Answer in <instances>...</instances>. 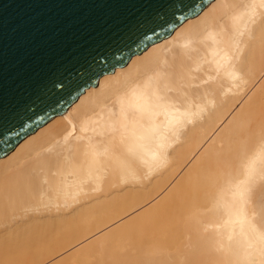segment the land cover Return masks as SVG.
Listing matches in <instances>:
<instances>
[{
	"label": "bare ground",
	"instance_id": "1",
	"mask_svg": "<svg viewBox=\"0 0 264 264\" xmlns=\"http://www.w3.org/2000/svg\"><path fill=\"white\" fill-rule=\"evenodd\" d=\"M0 264H264V0H212L1 157Z\"/></svg>",
	"mask_w": 264,
	"mask_h": 264
},
{
	"label": "water",
	"instance_id": "2",
	"mask_svg": "<svg viewBox=\"0 0 264 264\" xmlns=\"http://www.w3.org/2000/svg\"><path fill=\"white\" fill-rule=\"evenodd\" d=\"M212 0H0V158Z\"/></svg>",
	"mask_w": 264,
	"mask_h": 264
}]
</instances>
